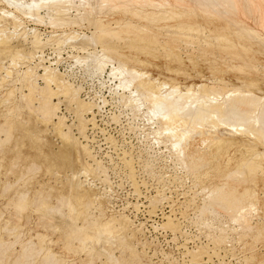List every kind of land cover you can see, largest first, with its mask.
Masks as SVG:
<instances>
[{"label": "bare ground", "instance_id": "obj_1", "mask_svg": "<svg viewBox=\"0 0 264 264\" xmlns=\"http://www.w3.org/2000/svg\"><path fill=\"white\" fill-rule=\"evenodd\" d=\"M248 4L259 14L258 23L264 30V0H0L2 5L0 6V86L4 87L9 78L16 75L13 74L15 71L20 72L16 67L25 63L23 67L26 68L21 70V73H18L19 77L16 78L28 91L21 95L32 112L37 115L40 124H44L46 128L51 127L62 142V147L57 152L46 155L49 167L56 166L58 159H63L71 165L75 162L80 165L78 168L70 165L71 174L66 173V169L56 172L57 175H61V172L66 173V182L63 183V191L58 194V198L62 199V202L63 199L65 200L75 221L79 218L83 221L80 227L75 221L72 226L67 227L68 236L79 234L80 229H83L79 234V240L85 243L86 249L88 245L93 248L92 255L97 256L102 264H127L125 259L121 260V257L114 256L112 247L117 246L115 245L117 240L131 246L130 240L133 238L130 237L134 236L136 231L132 227V219L125 215L111 213L102 217L104 214L94 213L96 212L94 208L98 207L95 205L97 192L92 186H87L82 177H87L91 171L99 167L98 160H95L96 168L87 160V157L94 159L96 153H92L86 134L87 122L93 123V126L97 124L94 108L99 107V104L82 99L83 97L80 96L82 85L76 86L70 77L77 73V69L83 71L84 76H98L100 84L109 89L110 95L116 102L128 107L136 115L142 113L147 117L146 119L157 124L155 133L164 135V139L156 140L169 142L181 157V161L197 170L198 179L203 178L202 182H209V185L203 187L209 198L204 210L210 211L211 207H219L222 211L233 213L230 216H233L232 218L240 225L245 224V227L250 228L252 218H249V214L252 215L259 206L264 208V151L260 150L261 146L264 147V88L261 86L264 77L261 76L263 72L257 64L258 54L264 51V33L251 27L242 17L237 18L238 15L247 16ZM230 10L236 17L229 19L226 17ZM27 20L36 24L48 22L53 28H58L60 24L81 27L88 23V25L93 24L97 32L81 35L76 29L65 30V27L61 32L54 33L55 29L53 33L46 34L38 27H28ZM112 23L115 27L112 25L110 28ZM121 39L125 42L124 46L120 43ZM188 40L201 42L199 47L201 56L209 48L217 46L240 59L241 64L235 68L240 73L248 74L242 76L245 87L233 88L231 91L224 90L231 80L217 75L223 71L218 65L212 67L215 74L213 79L218 86L206 82H193L188 85L181 81L180 77L191 76L180 48V41ZM97 45L101 46L100 53H97L98 50H90V47L96 49ZM64 46L70 47L71 50L86 51V54L73 58L67 73H63L59 68L63 61L60 50L58 58L54 60H48L44 54L46 47H55L53 49L57 51ZM143 54L145 58L141 56ZM149 56L154 58L164 56L169 61L161 66L152 62ZM210 56L213 59L212 55ZM36 57L39 58V63L32 64ZM189 59L195 66L196 74L204 76L202 68L197 67L196 58L189 56ZM5 60H8V64H5L7 63ZM45 62L49 64H44ZM148 66L166 69L176 77L156 76ZM40 79L43 84L38 82ZM13 91L10 87L6 94L11 95ZM102 97L108 104L105 95ZM56 99L58 100L55 101ZM62 101L66 102L65 107L76 113L79 121L77 128L80 133L77 135H81L86 143L74 136L76 133H73L72 128L75 127L66 123L65 115H59V105ZM14 102L15 100L13 104ZM86 114H92L91 118H87ZM10 122L14 121L11 119ZM10 129L11 127L6 130L7 139L12 135ZM221 129L226 132H222ZM166 148L169 149L168 146ZM203 164L206 165L204 171L200 170ZM33 167L36 168L35 162ZM131 168L130 172L134 167ZM98 203L101 205L102 202ZM42 206L47 208L50 205L42 204ZM57 211H60V208L58 210L57 207ZM167 218L168 222H165L176 229L178 224L173 223L170 216ZM259 227L260 231L264 229L263 224ZM64 236L67 237L66 233ZM38 237L42 244L44 236L38 234ZM43 248L41 247V250ZM47 255L45 259H49H46L44 264H56L60 260L52 252L48 251ZM21 257L28 258L26 250ZM132 258L135 260L136 257ZM149 262L151 263L150 259ZM22 263L27 264L25 260Z\"/></svg>", "mask_w": 264, "mask_h": 264}, {"label": "rangeland", "instance_id": "obj_2", "mask_svg": "<svg viewBox=\"0 0 264 264\" xmlns=\"http://www.w3.org/2000/svg\"><path fill=\"white\" fill-rule=\"evenodd\" d=\"M247 7V16L238 15L237 18L242 17L251 27L264 33L260 23H258L260 22L259 14L253 10L251 5L248 4ZM226 17L229 19L236 17V15L230 10L229 15ZM141 22L144 23V21ZM26 23L28 27H38L46 34L53 33L55 29L54 33L61 32L65 27V30L76 29L81 35H91L97 32L95 26L93 24L88 25V23L81 27L60 24L63 27L59 25L58 28L51 27L52 25H48V22H45L47 24H36L31 20H27ZM111 26L115 27V24L112 23L109 27L111 28ZM120 43L123 46L125 45L122 39ZM200 45L201 42L180 41L185 66L189 68L191 73L188 78L180 77L181 81L186 82L188 85L193 82H206L209 85L218 86L214 82L213 75L215 74L212 69L213 66L218 65L223 71L217 75L231 80L224 90L231 91L233 88L245 87L242 76L248 74L240 73L235 68L241 64L240 59L228 50L217 46L209 48V52H202L201 56ZM64 47H62L63 49H57V51L53 49L55 47H46L44 54L48 60H54L58 58V51L60 50L61 53H59L61 58L63 57V63L61 62L59 68L63 73H67V70H69L67 68L73 58L77 55L86 54V51L81 52L77 49L71 50L68 46ZM125 49L127 50V48ZM90 50H98V52H95L100 53L101 46L97 45L96 49L90 47ZM210 55L213 59L210 58ZM141 56L145 58L144 54ZM189 56L196 58L197 67L202 68L204 76L196 74L195 66ZM148 58L161 66L169 61L164 56L157 58L149 56ZM258 58L257 64L263 72L261 76L264 77V51L262 54H258ZM7 61L5 60V62ZM37 63H39V58L36 57L32 64ZM5 64H8V62ZM24 64L21 63L16 67L20 71L19 74L21 70L26 68L23 67ZM44 64H49V62ZM148 69L153 70L156 76L176 77L175 74L166 69L156 66H148ZM79 70H76L77 73L79 72L78 74L75 73L70 77L71 81L76 86L82 85V90H80L82 99L95 101L99 104V107L94 108L97 124L93 126V123L87 122L88 142L85 139L83 140L81 135H77L79 133L77 128L79 121L76 113L65 107L67 106L65 101H62L59 105L58 112L59 115H65L64 119L68 125L75 127H71L73 133H76L74 136L79 137L85 143L87 142L92 153H96L93 154L94 159L93 157H87V160L92 165L94 164V168L97 166L95 160H98L99 167L91 171L87 177H82L85 180L84 183L87 186H92L97 192L95 205L98 207L94 208V211H96L94 213L97 215L104 214L102 217L109 216L111 213L112 215H125L130 220L132 219L131 224L133 222L132 227L136 231V234L130 237L133 238L130 240L132 244L129 246L117 240L115 242L117 246L112 247L115 253L114 256L121 257V260L125 259L128 262L127 264H264V229L261 231L258 229L259 226L264 225V208L259 206L257 210L253 211L252 215L249 214V218H252L250 228L255 232L247 226L248 230H246L245 224L240 225L238 221L232 218L233 216H230L233 213L222 211L219 207H211L213 209L209 208L210 211H205L204 207L208 204L209 198L203 187L209 185V182H202L203 178L198 179L199 177L196 176L197 170L191 168L192 165L189 166V164L183 163L181 157L169 142H160V140L158 142L156 140L164 139V135L155 133V129L158 127L157 124L146 119L147 117L142 113L136 115L128 107L116 102L110 95L109 89L100 84L98 76H84L83 71ZM18 73L15 71L13 74L16 75H12L4 87L0 86V244L3 245L0 248V264H16V261L17 264H21L24 260L27 264H44L46 259H49H45V257H48V251L54 253L60 259L56 264H88L89 261H91L89 264H102L97 256L92 255L93 248L88 245L90 249L88 247L86 249L84 247L85 243L79 240V234L82 233L83 229H80L79 234L75 233L70 237L68 236L67 227L72 226L75 219L70 213L65 200L63 199L62 202V199L58 198V194L63 191L62 187L63 183L66 182V173L71 174L69 170L71 164L63 159H58L56 166L49 167L46 155L57 152L62 147V142L51 127L46 128L44 124H40L37 115L26 104L22 95L28 91L22 87L20 81L16 80L19 77ZM39 81L43 84L41 79ZM261 86L264 88V78ZM10 87L13 88L12 94L14 93V95L6 94ZM227 87H230V89ZM104 95L108 104L102 99ZM4 96H6L5 99ZM7 100L12 103H8ZM34 104L36 105V102ZM63 111L64 113H62ZM85 116L91 118L92 114H86ZM11 119L14 122H10ZM9 127H11L10 133L12 135L7 139L6 130ZM221 131L226 132L223 129ZM107 136L108 139H106ZM153 139L157 141L156 144ZM111 140L112 142H110ZM113 141H116V144ZM167 146L169 149L166 148ZM93 147L94 149H92ZM260 150L264 151V147L261 146ZM126 151L127 153H124ZM1 156H4V158ZM126 160L128 161L126 162ZM32 162H35L36 168L33 167ZM71 166L78 168L80 165L75 162ZM130 168L133 171L130 172ZM65 169L67 170L66 173L61 172V175H57V170ZM203 169L206 170L205 164L200 167V170ZM129 173L134 175L131 176ZM21 194V198L24 199L18 201L21 199ZM99 201L102 202L101 205L98 203ZM42 204L50 205L47 207L50 210ZM57 207L58 210L60 208V211H57ZM211 211L215 213H211ZM167 216H170L173 223L178 224L176 229L171 228L165 222H168ZM75 222L78 227L83 224L80 218L76 219ZM173 230H176V232ZM65 233L67 237L64 236ZM245 233L248 236H244ZM38 234L44 236L42 244ZM81 245L82 247L79 248ZM41 247L44 248L41 250ZM24 248H26L28 256L26 259L21 257L25 251ZM130 256L136 257L135 260ZM196 256L197 258H195ZM140 258L141 260H139ZM132 260L135 262L133 263Z\"/></svg>", "mask_w": 264, "mask_h": 264}]
</instances>
